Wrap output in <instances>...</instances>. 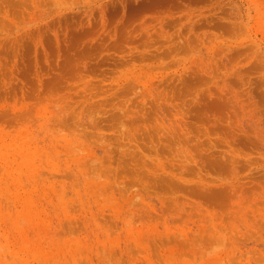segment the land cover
Returning a JSON list of instances; mask_svg holds the SVG:
<instances>
[{
    "label": "rangeland",
    "instance_id": "rangeland-1",
    "mask_svg": "<svg viewBox=\"0 0 264 264\" xmlns=\"http://www.w3.org/2000/svg\"><path fill=\"white\" fill-rule=\"evenodd\" d=\"M0 264H264V0H0Z\"/></svg>",
    "mask_w": 264,
    "mask_h": 264
}]
</instances>
